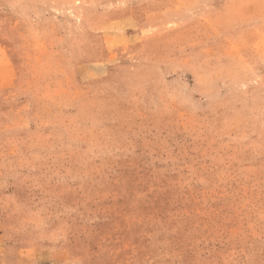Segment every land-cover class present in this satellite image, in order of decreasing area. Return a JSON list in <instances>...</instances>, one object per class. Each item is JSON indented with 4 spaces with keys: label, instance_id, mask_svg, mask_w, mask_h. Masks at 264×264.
Listing matches in <instances>:
<instances>
[{
    "label": "rangeland",
    "instance_id": "rangeland-1",
    "mask_svg": "<svg viewBox=\"0 0 264 264\" xmlns=\"http://www.w3.org/2000/svg\"><path fill=\"white\" fill-rule=\"evenodd\" d=\"M143 2L0 0V264H264V0Z\"/></svg>",
    "mask_w": 264,
    "mask_h": 264
},
{
    "label": "crops",
    "instance_id": "crops-1",
    "mask_svg": "<svg viewBox=\"0 0 264 264\" xmlns=\"http://www.w3.org/2000/svg\"><path fill=\"white\" fill-rule=\"evenodd\" d=\"M140 1V0H139ZM141 4H145L149 10V14H166L168 12L179 11L188 13L191 9L188 6V0H143ZM141 3V2H139ZM169 23L168 21H160L159 23H147V29H163Z\"/></svg>",
    "mask_w": 264,
    "mask_h": 264
}]
</instances>
